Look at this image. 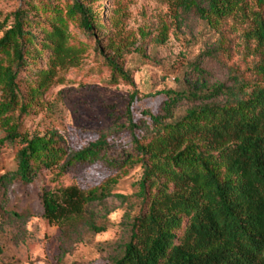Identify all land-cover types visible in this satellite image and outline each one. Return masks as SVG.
Masks as SVG:
<instances>
[{"label": "trees", "instance_id": "1", "mask_svg": "<svg viewBox=\"0 0 264 264\" xmlns=\"http://www.w3.org/2000/svg\"><path fill=\"white\" fill-rule=\"evenodd\" d=\"M161 1L174 23L189 14L205 22L219 35L208 56L230 61L238 53L244 72L231 68L228 84L167 91L161 114L145 111L140 122L129 109V124L118 130L130 133L131 144L106 132L80 149L55 132L31 137L22 131L29 107L84 58L86 46L70 23L86 37H95L98 24L91 0L48 2L53 22L39 35L33 30L39 23L20 8L0 27V145L17 149L16 169L0 176V191L15 181L33 183L42 168L59 176L99 163L108 168L112 174L95 187L57 186L42 194L44 218L62 232L59 264H79L63 263L66 245L80 231L108 230V200L126 203L115 188L140 168L137 212L128 217V237L113 264H264V0ZM172 25L162 22L158 45ZM233 35L242 52L231 48ZM107 47L117 53L107 58L112 80L133 84L120 48L113 41ZM45 54L47 67L34 73L27 99L22 74ZM182 101L189 107L178 117Z\"/></svg>", "mask_w": 264, "mask_h": 264}, {"label": "rangeland", "instance_id": "2", "mask_svg": "<svg viewBox=\"0 0 264 264\" xmlns=\"http://www.w3.org/2000/svg\"><path fill=\"white\" fill-rule=\"evenodd\" d=\"M91 1L97 17L96 35L86 37L70 23L74 39L86 46L84 58L78 67L62 72V83L53 85L29 107L22 131L31 137L55 132L63 136L71 148L80 149L99 133L106 132L131 144L130 133L118 130L119 126L129 124V109L135 122L141 121L145 111L158 116L166 100L165 92L195 83L198 87L228 84L231 68L240 73L245 70L246 65L238 53L233 54L230 61L209 57L219 35L192 14L174 23L161 0ZM48 2L60 6L66 0H0V27L7 17L24 8L39 23L33 30L41 35L53 22L52 13L46 10ZM163 21L173 25L168 41L158 45L154 40ZM230 26L231 23L226 28ZM231 40V48L242 52L238 35L231 36ZM110 41L123 53L121 64L133 84L122 79L112 80L107 58L117 57V53L107 47ZM197 66L204 73L196 70ZM46 67L45 54L22 74L25 98L28 99L34 73ZM133 96L136 99L132 104ZM188 107L186 101L180 102L176 116H182ZM2 136L0 131V138ZM16 151L15 147H1L0 176L15 171ZM58 174L57 170L42 168L33 183L25 185L15 181L0 191V264H59L62 232L44 218L43 191L57 186L89 189L102 183L112 172L99 163L71 170L63 176ZM141 175V169L137 168L120 180L114 194L126 196L128 201L123 204L116 198L109 199L113 212L108 230L99 235L79 230V235H74L66 245L69 253L63 263L113 264L128 237V217L137 212V183Z\"/></svg>", "mask_w": 264, "mask_h": 264}]
</instances>
